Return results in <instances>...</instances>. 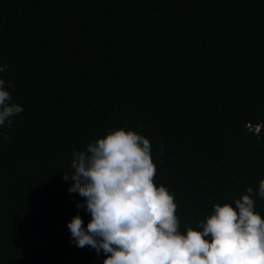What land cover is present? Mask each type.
<instances>
[{"label":"trees","instance_id":"1","mask_svg":"<svg viewBox=\"0 0 264 264\" xmlns=\"http://www.w3.org/2000/svg\"><path fill=\"white\" fill-rule=\"evenodd\" d=\"M0 264H264V0H0Z\"/></svg>","mask_w":264,"mask_h":264},{"label":"clouds","instance_id":"2","mask_svg":"<svg viewBox=\"0 0 264 264\" xmlns=\"http://www.w3.org/2000/svg\"><path fill=\"white\" fill-rule=\"evenodd\" d=\"M258 130H259V127L256 128V131H258Z\"/></svg>","mask_w":264,"mask_h":264}]
</instances>
